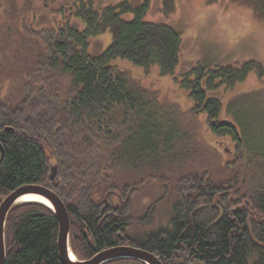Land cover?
Segmentation results:
<instances>
[{"label":"trees","instance_id":"obj_1","mask_svg":"<svg viewBox=\"0 0 264 264\" xmlns=\"http://www.w3.org/2000/svg\"><path fill=\"white\" fill-rule=\"evenodd\" d=\"M6 1L0 0V205L22 186L51 189L68 210L70 247L80 261L129 246L163 264H264V123L230 120L222 101L254 63L239 71L197 65L181 73L185 114L197 117V126L203 118L202 129L212 134L208 155L200 157L213 155L217 170L201 166L175 176L170 225L136 235L138 190L119 185L115 168L128 134L147 132L158 112L156 93L144 83L179 71L181 35L147 21L149 0L103 16L78 13L85 30L69 20L37 17L32 0L8 1L3 20ZM107 29L112 46L91 55L90 39ZM159 205L166 201H155L152 209ZM58 237L51 209L14 207L5 228L6 264H62Z\"/></svg>","mask_w":264,"mask_h":264},{"label":"rangeland","instance_id":"obj_2","mask_svg":"<svg viewBox=\"0 0 264 264\" xmlns=\"http://www.w3.org/2000/svg\"><path fill=\"white\" fill-rule=\"evenodd\" d=\"M4 3L3 20L8 19L10 3ZM147 21L168 25L183 40L180 67L177 75L161 78V82H145L143 87L156 93L158 112L147 132L129 133L122 149L115 179L119 185L131 184L138 190L135 197L138 220L136 235H151L168 227L172 220V181L188 171L197 172L201 166L213 171L217 165L213 157L206 160L212 134L202 129L203 118L185 114L186 102L180 86L181 73L197 65L219 70L231 67L242 70L254 63L244 80H236L235 87L225 92L222 99L230 120L241 117L256 123H264V0H149ZM147 0H32L35 14L40 18L56 17L85 30L78 13L89 16L88 10L103 16L111 8L124 5L135 9ZM47 6V9L44 7ZM45 10L48 14L45 13ZM118 12L120 13L119 9ZM5 11V12H4ZM7 11V13H6ZM52 12V13H51ZM132 20L131 16H122ZM114 42L110 29L90 39L89 53L98 56ZM156 77L152 75V79ZM225 89L222 88L220 95ZM218 96V91L215 92ZM228 119V118H227ZM148 123V120L145 124ZM144 124V123H143ZM131 126L130 129H133ZM259 127V126H258ZM140 129V128H138ZM263 129L264 127H259ZM152 134V135H151ZM224 147V146H223ZM222 147V148H223ZM189 151V153H188ZM185 153L184 159L182 154ZM189 154V155H188ZM203 155V154H202ZM198 159V161H197ZM154 175L158 178H154ZM165 200L166 205L153 208L155 201Z\"/></svg>","mask_w":264,"mask_h":264},{"label":"water","instance_id":"obj_3","mask_svg":"<svg viewBox=\"0 0 264 264\" xmlns=\"http://www.w3.org/2000/svg\"><path fill=\"white\" fill-rule=\"evenodd\" d=\"M0 149L2 156L4 157V149L1 144ZM50 177L51 181H55L57 177V166L52 167ZM26 195L40 196L52 205L53 208L48 207L52 209L59 222L58 249L62 264H106L120 259H133L144 264H163L155 255L143 249L129 246L117 247L103 251L91 260L85 262L78 261L71 253L70 249V217L65 204L61 198L49 188L37 185H27L18 188L0 205V264H6L5 227L7 217L14 207L21 204L19 200Z\"/></svg>","mask_w":264,"mask_h":264},{"label":"bare ground","instance_id":"obj_4","mask_svg":"<svg viewBox=\"0 0 264 264\" xmlns=\"http://www.w3.org/2000/svg\"><path fill=\"white\" fill-rule=\"evenodd\" d=\"M19 202L20 203H26V202L34 203V202H38V203L45 204V205L53 208L52 205L47 200H45L44 198H42L40 196H36V195H26L23 198H21L19 200Z\"/></svg>","mask_w":264,"mask_h":264}]
</instances>
